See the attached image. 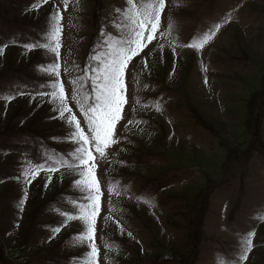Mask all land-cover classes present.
<instances>
[{"label": "rangeland", "instance_id": "obj_1", "mask_svg": "<svg viewBox=\"0 0 264 264\" xmlns=\"http://www.w3.org/2000/svg\"><path fill=\"white\" fill-rule=\"evenodd\" d=\"M129 9L126 0H0V264H88L91 243L96 264H264V0H165L155 38L124 72L115 142L103 157L92 149L93 240L77 241L82 221L65 224L88 192L73 184L78 145L50 93L58 78L87 135L81 105L93 102L95 73L86 70L132 39ZM212 32L203 47L186 46ZM37 42L50 47L26 49ZM53 64L57 74L45 71Z\"/></svg>", "mask_w": 264, "mask_h": 264}, {"label": "snow or ice", "instance_id": "obj_2", "mask_svg": "<svg viewBox=\"0 0 264 264\" xmlns=\"http://www.w3.org/2000/svg\"><path fill=\"white\" fill-rule=\"evenodd\" d=\"M46 3L47 0H44ZM68 0H64L65 7H67ZM130 6L131 16L128 17L132 25V39L122 40L116 46L110 45L108 52V59L102 60L99 67L96 69H87L95 74L90 77L92 83V97L93 102L88 104L87 109L81 105V111L85 117V123L88 126V134H85L84 129L81 128V122L77 120L75 115H72V110L67 106L63 85L57 78L53 83V91L50 93L52 100L58 102V113L61 119L72 127V132L68 137L74 141L78 146L74 149L73 156L75 161L82 167L79 173L80 179L74 180L73 184L82 191H87V200L89 203L84 208L78 209L80 216L66 215L65 224L68 221L79 220L83 222L84 231L78 235L77 241L91 242L94 236V219L98 214L97 200L99 198V181L94 176L96 168V158L93 155L92 149H95L100 157L105 155V149L115 141L112 139L114 134V127L121 118L122 106L125 98L122 95L124 91V72L127 66L132 62L133 58L138 56L147 47L148 43L155 38L159 28L160 15L165 7V0H144V4L137 6L135 0H126ZM62 19L59 9L55 15L56 23L52 26L49 38L56 42V47H50L47 44H40L39 42L25 45L26 49L32 50L35 48H49L52 52H57L59 47V33L61 26L59 21ZM219 28V25L215 26ZM215 35L214 32L205 34L202 39L193 37V42L186 45L192 48L203 47L211 37ZM197 40L199 42L197 43ZM3 52V46H0V54ZM94 60H100L99 56H93ZM59 68L58 64H53L45 69L47 72L57 74ZM42 95V94H41ZM7 97L6 99H12ZM87 99V98H86ZM79 103V101H77ZM67 114V115H66ZM59 163L63 164V161ZM43 165L36 168L26 170L24 175L25 181L31 183L39 174V170ZM71 167V164H69ZM49 171H58V168L52 167ZM51 177H49V180ZM47 186V185H46ZM27 193H25V196ZM23 199L20 201L21 208L23 207ZM75 203V202H73ZM264 219V217H261ZM54 231L59 232L57 227ZM254 232H250L246 237L241 238V246L243 253L240 259H247V253L252 248V237ZM98 250L94 243H91V250L88 254V264H96Z\"/></svg>", "mask_w": 264, "mask_h": 264}]
</instances>
